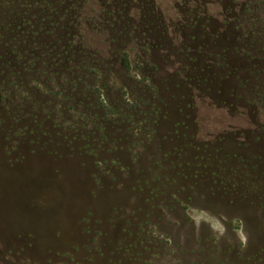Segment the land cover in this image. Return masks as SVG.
I'll return each instance as SVG.
<instances>
[{"label":"rangeland","instance_id":"1","mask_svg":"<svg viewBox=\"0 0 264 264\" xmlns=\"http://www.w3.org/2000/svg\"><path fill=\"white\" fill-rule=\"evenodd\" d=\"M0 264H264V0H0Z\"/></svg>","mask_w":264,"mask_h":264}]
</instances>
